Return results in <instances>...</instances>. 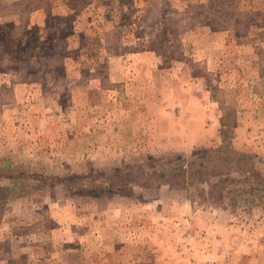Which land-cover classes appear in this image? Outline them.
Wrapping results in <instances>:
<instances>
[{
  "label": "rangeland",
  "instance_id": "rangeland-1",
  "mask_svg": "<svg viewBox=\"0 0 264 264\" xmlns=\"http://www.w3.org/2000/svg\"><path fill=\"white\" fill-rule=\"evenodd\" d=\"M204 149L261 172L185 187ZM0 264H264V0H0Z\"/></svg>",
  "mask_w": 264,
  "mask_h": 264
},
{
  "label": "trees",
  "instance_id": "trees-1",
  "mask_svg": "<svg viewBox=\"0 0 264 264\" xmlns=\"http://www.w3.org/2000/svg\"><path fill=\"white\" fill-rule=\"evenodd\" d=\"M224 156H220L216 151L211 152L210 149H204L202 155L193 156L194 158H178L177 169L173 178L180 180L182 185L189 187L194 183H206L212 188V195L215 194L216 189L219 188V192L216 195L224 198L222 192L227 187H238L239 180L235 178L237 174L239 176H245V181H250L257 178L261 172L256 168L255 156L250 157L247 154L238 153L233 150L223 151ZM227 153V154H225ZM196 164L197 167H196ZM234 175V177H232ZM154 179H150V178ZM169 175L165 170H162L161 174H155L153 176L148 175V179L151 181H158L160 184L170 183L168 180ZM225 178V179H224ZM144 179H146L144 177ZM255 190V188H253ZM235 189L233 192H237Z\"/></svg>",
  "mask_w": 264,
  "mask_h": 264
},
{
  "label": "crops",
  "instance_id": "crops-1",
  "mask_svg": "<svg viewBox=\"0 0 264 264\" xmlns=\"http://www.w3.org/2000/svg\"><path fill=\"white\" fill-rule=\"evenodd\" d=\"M184 100H186V97H184ZM200 107L198 110H196L193 107V110L195 111V115L192 112L191 117L194 115V119H188L187 125L191 124L193 125L192 128L185 129L184 127L178 131L179 136H181L185 141L184 144L193 147V146H205L207 142L210 141L211 137L215 135V129L206 127L207 126V119L212 116V111L207 109L203 106ZM191 109V108H190ZM214 124H216V121H214ZM225 210L222 209H216L214 212L208 211L206 214H209L210 216H213L216 218V216H220L221 212ZM199 224V223H198ZM202 224V225H200ZM200 227H204L207 223H200Z\"/></svg>",
  "mask_w": 264,
  "mask_h": 264
}]
</instances>
